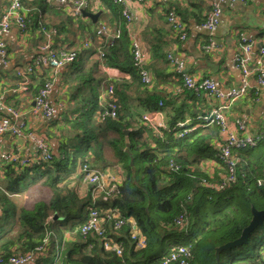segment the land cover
Masks as SVG:
<instances>
[{"label":"trees","instance_id":"1","mask_svg":"<svg viewBox=\"0 0 264 264\" xmlns=\"http://www.w3.org/2000/svg\"><path fill=\"white\" fill-rule=\"evenodd\" d=\"M20 1L25 6L24 0ZM39 1L48 4V0ZM111 2L119 9L114 17L118 36L113 40L97 36L96 25L89 29L91 24L88 23V35L80 39V45L74 48L76 58L67 67L68 73L71 67L77 71L75 79L72 78L75 82L68 87V93L74 91V94L66 101L67 104L64 103L70 110L61 116V125L50 120L52 125L57 126L53 135L57 134V154L49 145L52 159L40 166L34 165L35 162L27 166L19 165V161L2 163L0 229L10 225L12 230L18 220L20 225L16 236L5 237L4 249L9 246L10 251L0 252V260L33 251L39 239L46 236L47 243L43 254L35 260L36 264H180L179 259L163 263L164 257L178 245L189 246L190 250V256L182 264H264V217L262 223L250 232L245 243L222 249L218 259L215 257L219 245L238 238L249 224L252 207L264 210V126L251 133L238 115L232 121L235 125L233 129L227 115L234 102L245 97L249 87L221 111L227 122L226 129L238 137L251 136L254 142L231 149L232 154L238 157L236 179L222 189H216L213 185L221 182L225 173V164L217 154L221 146L226 145L227 134L221 130L212 111L218 109L221 102L204 90L188 89L182 85V74L176 72L167 59V54L172 51L160 54L164 65L155 67L143 63L151 75V83L143 84L138 67L133 63V38L131 41L128 39V21L122 15L121 5L113 0ZM24 8L30 12L28 6ZM119 13L123 20L118 17ZM163 18L170 27L171 35L178 38L166 15ZM85 41H88L86 46ZM203 49L215 53L220 48ZM98 51L103 52L104 63L118 70L119 76L128 73L129 79L108 78L101 74L96 57ZM238 51L242 52V48L235 52ZM85 59L91 65L79 73L80 67L87 66ZM185 72L190 74L186 69ZM254 73L257 79L259 71ZM37 76L40 74L36 71L29 79L25 93L33 89L37 94L45 81L37 88L39 83H33ZM17 79L19 81L21 77L17 76ZM238 84L239 80L235 85ZM109 85H112L110 94L113 99L107 109L114 110L115 115L99 120V112L106 108ZM257 85L252 94L256 101L259 100L261 87L258 82ZM100 92L102 95L98 99ZM132 101L141 109L140 113H135V118L130 109ZM150 111L164 114L163 126L159 127L161 138L143 118ZM239 121L244 123L243 129L239 128ZM59 127L65 129L60 130ZM125 129L129 130V152L125 150ZM23 130L43 134L29 128ZM130 157L133 158L132 165ZM207 159L218 162L219 171L203 170L201 164ZM113 162L121 163L124 168L121 181L116 182L115 191L109 195L100 192L94 196L93 184L84 179L82 165L103 173L114 165ZM77 169L81 177L75 175ZM99 175L102 177V174ZM81 179L89 185L84 197H79L76 191ZM31 186L34 189L43 187L48 196L29 203L24 200L21 205V202L16 203L8 197L11 193L28 196ZM27 205L29 208L25 207ZM91 208L105 218V230L100 238L110 236L120 242L123 246L121 255L105 246L97 234L80 233L79 227ZM114 210L124 221L119 227L115 226L119 218ZM54 212L57 214L55 219ZM181 214L185 222L177 225L174 220ZM213 227L220 232L216 235L210 233ZM135 233L144 239V248H134L135 241L131 235ZM182 236L187 237V241L175 242ZM13 239L18 241L13 243ZM12 244L18 247L13 248ZM204 244H208L207 250L200 255L199 248Z\"/></svg>","mask_w":264,"mask_h":264},{"label":"crops","instance_id":"2","mask_svg":"<svg viewBox=\"0 0 264 264\" xmlns=\"http://www.w3.org/2000/svg\"><path fill=\"white\" fill-rule=\"evenodd\" d=\"M8 2L9 0H0V8H4ZM213 2L212 0H143L142 3L133 4L131 10L133 17L131 21H128L126 29L129 41L135 38L139 42L145 58L144 64L155 65V67L164 65V60L159 57L160 54L172 51V53L183 57L186 71L193 76L199 79L208 77L223 89L237 86L235 84L238 83L240 71L232 64V56L240 46L238 34L244 33L251 43V56L257 55L259 47H264V0H248L246 3H222L220 21L209 32L203 26V22L205 14ZM47 3L39 0H24L25 6H28L30 12L32 11V15L29 11L26 12L27 9L24 11L28 20L26 30L21 31L16 25H12L9 33L5 36L7 57L4 62L0 58V117L7 115L5 109L8 107L18 109L21 116L18 119H13L14 123L18 127L24 123L25 128L43 133L53 153L57 154V134L53 136L57 126L52 125L50 120L58 121L59 123H57L61 125L63 122L61 116L66 115L65 112L70 110L65 104L74 94V91L68 93V87L75 82L72 78L75 79L76 77V68L71 67L69 73L66 71L67 68L57 72H52L46 68H35L32 73L33 75L37 71L40 74L33 82L34 84L39 83L37 88L46 77L53 80L49 100L57 109L51 118H45L40 114L33 117L29 115L28 110L33 104L36 93L33 89H29L28 93H23L18 89L19 81L16 71L17 68H24L27 64H32L36 48L46 42H50L54 47L74 49L80 45V39L83 40L84 36L87 37V24H91L89 28L91 29L96 23L83 16L82 13L80 18L72 17L70 15V10L73 9L72 0H66L63 3L47 1ZM88 4L86 11L99 13L97 22H104L109 26L110 31H116L114 17L117 16L119 9L111 0H89ZM169 7L175 10L179 18L182 17L187 25V37L184 40H179L171 35L170 27L163 18L165 10ZM28 13L29 17L27 16ZM118 17L123 20L120 13ZM209 38H213L220 44V49L215 53L203 49V45ZM95 43H97L96 39ZM84 64L87 66L80 67L79 73L84 71L89 64L91 65V62L88 63V60L85 59ZM98 69L101 74H105L101 68L98 67ZM120 76L118 74L116 78L128 80L130 77L126 72ZM64 81L66 83H63ZM248 82L249 89L245 97L236 100L228 110L227 115L231 128H235L232 121L240 115L249 132L256 133L264 126V85L259 88V100L256 101L252 96L253 91L258 88L256 87L258 85L255 73L249 77ZM70 106L71 102L69 103ZM130 109L134 118L137 116L134 113L141 112L140 107H137L134 101H132ZM63 129L65 128H60V130ZM0 147L6 151L17 149L21 152H31L34 143L6 133L0 137ZM262 147H264V140H262ZM107 152L109 153L110 150L107 149ZM89 153L93 155V152L89 151ZM114 166L124 170L121 163L114 164ZM201 167L208 172H213L212 168H214V172L220 169L219 163L214 159L204 160ZM1 168L2 164H0V178L3 176ZM109 170L110 168L105 171ZM75 175L80 176L79 169ZM88 187L89 185L81 179L76 186L78 196L84 197ZM8 197L16 203L21 202L20 205L28 199V196L24 194L22 196L11 193ZM25 207L29 208L28 205ZM19 225L20 220L12 227V230L10 225L0 229V252L10 251L9 246L4 249L6 247L3 244L4 239L5 237L16 236ZM65 236L67 237L68 234L66 233ZM17 241L13 239V243ZM12 247L16 248L18 245L12 244Z\"/></svg>","mask_w":264,"mask_h":264},{"label":"built area","instance_id":"3","mask_svg":"<svg viewBox=\"0 0 264 264\" xmlns=\"http://www.w3.org/2000/svg\"><path fill=\"white\" fill-rule=\"evenodd\" d=\"M48 1H56V2H65L66 0H48ZM88 1L89 0H72L73 9L70 10V15L72 17L80 16L82 10L88 9ZM115 3H118L122 7V15L127 21L132 20V6L133 4L141 3L143 0H113ZM248 0H214L212 6L209 10H207L205 14V19L203 22V26L208 30H213L218 24V16H221V4L224 2L227 3H246ZM26 9L22 5L20 0H9L8 4L4 8H0V58L1 61H5L7 57V48L5 36L9 33L11 26L16 25L21 31L26 30ZM175 10L171 7L167 8L165 13L167 21L173 26L176 36L179 37L180 34H186L187 25L183 23L181 18H177L174 15ZM97 29H95V33L97 36H104L105 38H109L113 40L114 37H117L119 31L116 30L114 32H110V28L105 23L96 24ZM239 39V49L242 48V54L235 52L232 57V64L240 71L239 76V84L235 87H231L227 90H222L216 82H214L210 78H204L202 80L195 79L191 74L185 72V61L182 57L170 52L167 54V59L169 64L173 67L176 72L182 74L183 82L182 85L188 89L194 90H204L207 91L211 96L216 98L221 105L218 109L212 111L217 123L222 127V131L227 134V143L222 148H220L218 152V158L225 164V173L223 174V180L215 183L216 189H222L224 186L231 184L236 179V171L235 164L238 161L237 155H233L231 149L233 147H239L246 144H253V137H238L231 130L226 129V119L221 111L224 108H227L228 105L234 101L235 99L241 97L245 92V87L248 83V76L250 74L249 65L254 64L255 70L259 71L258 78L256 79L259 86L264 85V47L261 46L258 48L257 55L249 56L248 52L252 51V45L249 42L248 38L244 35V33L240 32L238 34ZM88 41L84 42L86 46ZM131 47L134 55V65L138 67L140 81L144 83L150 82V76L147 72L148 70L143 66V53L141 51L139 42L133 38L131 41ZM203 47L210 51L219 49L220 47L217 45V42L213 38H209L208 41L203 45ZM76 50L74 49H65L54 47L50 44V42H46L44 44L39 45L34 52V59L32 64H27L24 68H17V76L21 77L18 83V89L20 91H26L29 84V76L34 72L35 68H46L51 70L52 72H57L59 70L65 69L68 65L73 62L76 58ZM97 58L99 59L98 67L102 69V72L108 78H116L118 77V70L107 65L103 61V52H97ZM199 81V82H196ZM53 88V80L45 79L43 85L38 89L37 94L33 98V104L31 108L28 110V113L31 117L36 115H42L45 118L52 117L56 112V107L50 102L49 96L52 92ZM112 85H109L107 88V98H112L111 96ZM106 104V103H105ZM110 105L106 104V108L103 111H100L98 114V118L104 119V116H114L115 112L111 109H107ZM5 116L0 117V137L6 133H10L18 139L30 140L34 143V148L31 152H21L20 150L14 151H6L2 150L0 147V164L5 162H16L19 161V165L27 166L35 162L37 166H40L44 163L49 162L52 159V154L49 150V144L46 140V137L43 134H37L35 132L23 130L25 128V124L21 123L19 127L14 123L13 119H18L21 116V112L18 109L8 107L5 109ZM164 114L161 111H150L146 112L143 115V118L149 122L153 132L156 133L158 138H161V133L159 131V127L163 126ZM239 128L243 129L244 124L242 122H238ZM24 127V128H23ZM224 133H222L223 135ZM20 153H23L20 157ZM172 165V164H171ZM116 171L115 174H112L110 171ZM110 171H104L101 173L100 171L89 168L86 165H82L81 170L84 174V179L88 181L91 185L93 184L92 193L96 196L100 192H104L106 195L115 191L116 182H120L122 176L124 175V171L122 169L116 168L114 165L110 167ZM102 174V177L99 175ZM110 183V184H109ZM260 183V180H258ZM102 185V189H100ZM115 216L118 217V221L115 223L116 227L121 226L124 221L120 219L119 214L114 210ZM104 217L98 213L95 208H91L90 212L84 221V223L79 227L80 233L82 235H86L88 233H95L99 236L105 246H107L110 250L115 251L118 255H121L123 252V246L120 242L114 241L110 236L108 238L106 236L100 235L102 234L104 228ZM174 222L177 225H181L185 222V217L183 214L179 215ZM134 242L135 249L144 248L145 242L144 239L140 236L131 235ZM44 246L37 245L33 251L27 252L24 254H16L11 255L5 260H0V264H36L35 260L39 257L40 254H43ZM190 256L189 246L185 247L183 245H178L177 248L173 250L171 254L164 257L163 263L170 262L172 260H180V264L184 263L185 259Z\"/></svg>","mask_w":264,"mask_h":264},{"label":"water","instance_id":"4","mask_svg":"<svg viewBox=\"0 0 264 264\" xmlns=\"http://www.w3.org/2000/svg\"><path fill=\"white\" fill-rule=\"evenodd\" d=\"M81 13H82L83 16L91 19L93 23H96L97 22V17L99 15V13H93V12L86 11V10H82ZM205 29H207V28H205ZM208 31L211 32L210 30H208ZM217 45L220 47V44L219 43H217ZM144 59L145 58H144V55H143V63L145 62ZM248 80H249V78H248ZM101 95H102V93L100 92L99 95H98V99L101 98ZM111 101H112V98L111 97L110 98H107V95H106L105 103L106 104H109V103H111ZM123 132L125 134V150L127 152H129V142H128V138H127V134L129 132V130L128 129H125V130H123ZM132 164H133V158L130 157V165H132ZM251 213H252V217H251V219L249 221V224L246 227L243 228L240 236L238 238L232 240V241H228L226 243H223V244L219 245L216 248V250H215V257H216V259H218L219 252L222 249H226V248H229V247L238 245V244L245 243L247 241V238H248V235L250 234V232L257 225H259V224L262 223V220H263V217H264V210H257L254 207H252L251 208ZM56 217H57V214L54 212L53 213V218L55 219Z\"/></svg>","mask_w":264,"mask_h":264},{"label":"rangeland","instance_id":"5","mask_svg":"<svg viewBox=\"0 0 264 264\" xmlns=\"http://www.w3.org/2000/svg\"><path fill=\"white\" fill-rule=\"evenodd\" d=\"M77 17V16H76ZM183 21V20H182ZM183 23L185 24V22L183 21ZM254 68H255V65L254 64H250L249 65V70H250V74H249V76H251L253 73H254ZM192 75V74H191ZM193 76V75H192ZM240 76V75H239ZM195 79H197V80H202V79H204V78H202V79H199V78H197V77H195V76H193ZM206 78V77H205ZM21 92H23V91H21ZM23 93H25V91L23 92ZM133 113H134V111H133ZM134 115H135V113H134ZM116 162V161H115ZM114 162V163H115ZM213 169V171H214V168H212ZM112 174H115L116 173V171L113 169V170H111L110 171ZM210 172V171H209ZM32 187V186H31ZM39 188V189H38ZM37 189H34L33 187H32V191H31V193L30 194H28V199H27V203H29L30 201H35V200H37V199H40L39 197H43V198H46L47 196H48V194H47V192H46V190L44 191L43 190V187L41 188V187H38ZM102 189V185H101V187H100V189L99 190H101ZM220 232V230L218 229V228H216V227H213L212 229H210V233H212V234H218ZM39 243H36V245L35 246H37V245H41V246H44V245H46V243H47V238L46 237H42L41 239H39ZM174 241V240H173ZM185 241H187V237H185V236H182L181 238H178L177 239V241H175V242H179V243H184ZM207 247H208V244H204V245H201L200 246V248H199V254L201 255V254H203L206 250H207ZM235 252H236V250H235ZM209 262V261H208Z\"/></svg>","mask_w":264,"mask_h":264},{"label":"bare ground","instance_id":"6","mask_svg":"<svg viewBox=\"0 0 264 264\" xmlns=\"http://www.w3.org/2000/svg\"><path fill=\"white\" fill-rule=\"evenodd\" d=\"M212 2H213V0H212ZM174 15H175L177 18H179L178 14H177L176 12H174ZM217 20L220 21V17H219V16H218V19H217ZM97 27H98V26H96L95 29H97ZM178 38H179L180 40H184V39L186 38V34H183V36H182V34H180ZM242 53H243V52H242ZM242 53H240V54H242ZM248 55L251 56V52H250V51L248 52ZM147 70H148V69H147ZM147 72L149 73V70H148ZM149 75H150V73H149ZM150 83H151V76H150V82H149V83H144V84L148 85V84H150ZM247 87H249V82L247 83L245 89H246ZM230 88H231V87H230ZM220 89H222V90H227V89H229V88H227V89L220 88ZM206 92H207V91H206ZM207 94H208L210 97L214 98V97L211 96L208 92H207ZM45 237H46V236H45Z\"/></svg>","mask_w":264,"mask_h":264}]
</instances>
